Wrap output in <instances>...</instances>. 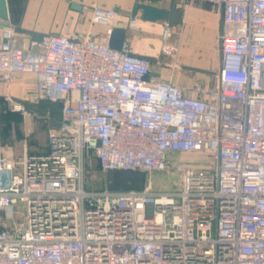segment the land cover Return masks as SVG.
Returning a JSON list of instances; mask_svg holds the SVG:
<instances>
[{"label":"built area","instance_id":"obj_1","mask_svg":"<svg viewBox=\"0 0 264 264\" xmlns=\"http://www.w3.org/2000/svg\"><path fill=\"white\" fill-rule=\"evenodd\" d=\"M204 1L223 22L213 89L148 81L150 61L127 40L116 49L47 35L26 48L4 27L0 77L8 85L35 74L31 101L63 102L73 128L47 152L25 153L21 172L0 157V264H264V0ZM116 19L112 8L92 12L108 38ZM169 32L166 21L163 37ZM194 151L206 165L179 161L175 191L85 183L91 153L102 170L151 172L169 168L174 152Z\"/></svg>","mask_w":264,"mask_h":264},{"label":"crops","instance_id":"obj_2","mask_svg":"<svg viewBox=\"0 0 264 264\" xmlns=\"http://www.w3.org/2000/svg\"><path fill=\"white\" fill-rule=\"evenodd\" d=\"M6 3L8 18L0 17V23L4 24L3 27L0 26V43L4 39L5 26L16 30L17 44L26 48H34V35L39 34L66 35L75 39L89 37L107 41L109 38L106 36V26L94 23L92 12L95 7L112 8L117 12L115 27L126 30L125 40L129 41L131 52L150 61L151 71L146 77L148 81L170 80L184 86L188 91H192L197 84L208 89L219 84L214 52L216 44L220 43L223 22L221 15L208 1L192 0L183 4L180 0H6ZM137 4H150L169 10L176 5L180 9L179 20L144 19L141 8L134 13ZM132 17L137 18L136 28L130 26ZM166 21L170 22V32L164 38ZM166 44L174 46L177 56L173 58L165 52ZM200 50L205 53L203 58L197 57ZM221 56L220 44L219 69ZM211 58L214 60H210ZM169 59L187 63L189 61L188 64H182L194 71L185 73L174 65L176 62L173 65L168 63ZM35 84L36 76L33 73H20L8 85L0 77V107L10 99L29 97ZM10 117L16 119L19 116L11 114ZM19 139L15 134L5 137L0 132V157L16 160L25 153L40 154L49 150L44 146L30 145L26 139H20L22 146L16 147Z\"/></svg>","mask_w":264,"mask_h":264},{"label":"rangeland","instance_id":"obj_3","mask_svg":"<svg viewBox=\"0 0 264 264\" xmlns=\"http://www.w3.org/2000/svg\"><path fill=\"white\" fill-rule=\"evenodd\" d=\"M165 46H172L166 44ZM164 46V48H165ZM172 50H165V52L171 57L177 56V50L172 46ZM219 52L220 43L215 46V65L216 70L219 71ZM204 52L198 51L197 57L203 58ZM195 61L196 56L193 57ZM192 58V59H193ZM214 60V59H210ZM176 62L177 67L183 72L194 71L190 67L186 68L185 65L178 60L169 59L168 63ZM192 66V65H191ZM195 68V67H194ZM216 86H212L215 88ZM31 96L20 98H13L6 102L4 106L0 107V132L5 137H10L15 134L23 141L30 145L44 146L50 148L54 138L63 136L66 132L64 128H73V126H66V121L62 115L61 109L55 102H46L44 107H41L39 103L31 101ZM20 101L25 106V111L14 109L13 101ZM11 114L19 116L16 119H11ZM68 134V133H67ZM16 143V147L22 146L21 140ZM21 141V142H20ZM23 143V142H22ZM205 155L203 152H174L171 154L170 166L166 170L160 171H143V170H102L97 161L95 153H91L86 156L84 160V176L85 183L89 189L93 190H129L138 189L143 190L150 187L155 192H170L180 189L181 187V175L177 169L179 161H185L188 165H194L201 167L206 165ZM23 157L14 159L17 163V171L21 172V166ZM207 159V158H206ZM14 216L16 221L21 222L25 217V208L22 202H19L15 206ZM16 225V224H14Z\"/></svg>","mask_w":264,"mask_h":264},{"label":"water","instance_id":"obj_4","mask_svg":"<svg viewBox=\"0 0 264 264\" xmlns=\"http://www.w3.org/2000/svg\"><path fill=\"white\" fill-rule=\"evenodd\" d=\"M143 10V18L156 21L161 19H171L173 21L179 20L180 9L173 5L172 8L164 9L152 6L150 4H137L134 8V13L137 12L138 9ZM0 17L7 19L8 18V9L6 0H0ZM0 26H4V24L0 23ZM15 30V29H14ZM18 31H22V29H17ZM16 31V30H15ZM36 41H40L45 37L44 34H39L38 36L34 35ZM126 30L123 28L115 27L109 36V45L113 48L120 49L122 47L123 42L125 41ZM142 57V56H141ZM45 100H40L39 104L41 107L46 105ZM58 106L61 108L63 106V102H59Z\"/></svg>","mask_w":264,"mask_h":264},{"label":"trees","instance_id":"obj_5","mask_svg":"<svg viewBox=\"0 0 264 264\" xmlns=\"http://www.w3.org/2000/svg\"><path fill=\"white\" fill-rule=\"evenodd\" d=\"M97 159V161H98V165H99V160H98V158H96ZM99 167H100V165H99Z\"/></svg>","mask_w":264,"mask_h":264}]
</instances>
